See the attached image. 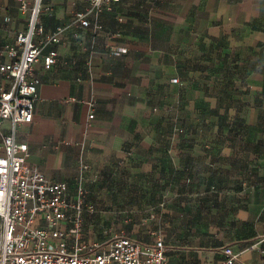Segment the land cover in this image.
Returning a JSON list of instances; mask_svg holds the SVG:
<instances>
[{"label":"crops","instance_id":"0c3cea01","mask_svg":"<svg viewBox=\"0 0 264 264\" xmlns=\"http://www.w3.org/2000/svg\"><path fill=\"white\" fill-rule=\"evenodd\" d=\"M29 1L23 10L20 0H0V64L28 27ZM40 22L46 32L63 29L43 50H58L56 64L34 65L33 120L16 127L30 164L71 194L84 186L94 207L119 202L123 181L159 186L152 200L165 216L179 196L193 197L184 214L197 220L207 204L206 226L159 230L167 264H223L227 245L234 264H264V0H118L99 10L88 0H45ZM12 81L0 70V90ZM141 197L135 190L130 201Z\"/></svg>","mask_w":264,"mask_h":264},{"label":"built area","instance_id":"2783aa9c","mask_svg":"<svg viewBox=\"0 0 264 264\" xmlns=\"http://www.w3.org/2000/svg\"><path fill=\"white\" fill-rule=\"evenodd\" d=\"M29 8V0H20ZM45 0H33L28 27L5 46L10 56L0 70L12 78L0 90V264H167V244L161 232L152 242L127 236L106 240L86 238V212L95 211L86 201L85 187L69 192L65 181L47 176L29 162V146L16 139V127L33 120L40 78L34 74L36 61L52 68L58 50L44 48L60 41L62 27L46 32L40 22ZM96 9L118 0H88ZM82 26H89L86 12H75ZM179 82V77H172ZM93 117V114H90ZM6 122L11 129L5 130ZM223 264H234L238 254L224 247Z\"/></svg>","mask_w":264,"mask_h":264},{"label":"rangeland","instance_id":"374dc122","mask_svg":"<svg viewBox=\"0 0 264 264\" xmlns=\"http://www.w3.org/2000/svg\"><path fill=\"white\" fill-rule=\"evenodd\" d=\"M156 60L152 58V61ZM165 63H173L175 59L164 60ZM169 61V62H168ZM163 69L157 73L158 78L164 79V77L171 71L169 67ZM156 76V74L154 75ZM192 124H189L191 126ZM203 124L201 125V129ZM123 175H127V170L121 172ZM139 174V175H138ZM154 177V173L152 174ZM140 179L141 173H136L135 176ZM124 186L119 189L121 196L119 202H114L108 199V201H103L95 205V211L91 212V216H87L85 224L89 226L86 228V238H99L101 240H106L118 236H127L136 239L140 242L147 240L152 242L154 239V232H176L181 234H189L193 229H195V224L201 222L202 225L206 226L209 220L205 217L207 213L208 205H202L201 209L204 211V218L197 220L196 218H191L190 215L187 216L185 209L189 212L193 210L196 206L194 199L189 194L184 196L176 197L175 202L169 203L170 207L173 209V213H165L168 216L161 214L162 205L158 202L153 201L154 192L159 191V186H139V187H129L127 182L123 181ZM137 191V194L141 195V199L135 202L130 201V196L132 193ZM110 197V196H109ZM151 198V201L149 200ZM167 207V204L164 205Z\"/></svg>","mask_w":264,"mask_h":264}]
</instances>
